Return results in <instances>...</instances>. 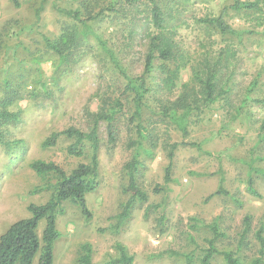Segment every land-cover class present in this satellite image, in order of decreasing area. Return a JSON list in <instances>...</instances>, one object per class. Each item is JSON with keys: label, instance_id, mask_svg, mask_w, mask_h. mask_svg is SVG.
<instances>
[{"label": "rangeland", "instance_id": "rangeland-1", "mask_svg": "<svg viewBox=\"0 0 264 264\" xmlns=\"http://www.w3.org/2000/svg\"><path fill=\"white\" fill-rule=\"evenodd\" d=\"M110 1L20 0V6L14 7L10 0H0V109L18 113L16 121L0 123V234L12 222L28 216L30 203H44L50 196L49 191L32 193L46 182L30 168L32 161H53L70 171L88 160V149L83 157L67 152L71 139L61 136L55 146L48 148L42 147V142L52 132L71 126L88 131L100 102L96 91L101 85L100 93L121 96L125 103L121 118L116 121L117 138L110 143L105 123L99 124L100 184L87 195L93 217L87 222L76 206L64 204L65 211L57 218L61 236L55 243L54 264H78L80 247L85 242L92 246L93 264H109L117 256L116 242L127 247L134 264H185L182 256L166 251L180 255L192 251L189 235L201 249L211 237L204 226L190 229L191 217L204 223L218 218L226 237L217 240V247L233 249L244 264H250L258 256L255 231L264 220V178L254 175L258 195L250 194L246 188L248 166L237 160L264 168V0H241L257 3L260 11L228 9L224 19L236 32L226 35L201 19L217 16L233 0H155L163 10L164 32H169L181 49L182 67L171 94L161 90L158 72L149 77L152 92L146 94L148 107L159 110L169 104L168 99L176 97L181 84L192 78L193 68L201 69L204 63L212 65L224 53L229 56L218 75L217 90L221 88L222 92L209 108L191 116L188 124L186 140L199 142L210 155L199 154L193 147L179 148L172 167L175 181L166 195L153 192L156 184L163 183L168 162L163 145L165 141L179 142L182 136L173 124L144 109L143 123L155 140L150 155L142 158L144 166L138 175L148 199L135 207L118 233L110 229L127 198L123 167L135 151L129 145L135 134L128 122L132 111L130 96L122 93L125 80L91 39L82 42L67 63H60L43 41V36L55 38L73 25L70 18L54 9L53 3L79 9L83 17L104 10L95 30L107 41L127 74L140 75L148 37L157 33L148 0L136 4L119 0L115 10H108ZM41 3L44 9L36 24L34 11ZM8 91L11 104L4 102ZM221 173L224 187L239 200L237 204L223 195L206 200L216 190ZM163 199L166 219L162 228L157 219ZM246 215L251 216V222L240 245ZM39 227L41 234L42 222ZM212 264L224 263L215 257Z\"/></svg>", "mask_w": 264, "mask_h": 264}, {"label": "trees", "instance_id": "trees-1", "mask_svg": "<svg viewBox=\"0 0 264 264\" xmlns=\"http://www.w3.org/2000/svg\"><path fill=\"white\" fill-rule=\"evenodd\" d=\"M10 1L14 7L20 6V0ZM138 1L132 0L131 3L136 4ZM118 2L119 0H111L110 8L108 7L107 9L115 10ZM148 4L150 6L152 24L157 29V33L150 34L148 37L143 70L136 77H131L127 74L115 57L114 51L108 47L107 41L94 28V25L103 16L104 10L98 11L93 15L89 13L87 17H83L79 9L63 8L53 3L54 9L60 15L70 18L73 25L62 30L55 38L43 36L44 44L58 56L60 63H67L73 54L72 52L78 49L82 42H87L91 39L107 55L115 69L125 80L122 93H127L130 96L132 111L128 122L135 134V138L130 141L129 145L135 147V151L123 167L127 179L124 185V193L127 198L122 202L120 210L114 216L115 222L110 229L114 233H118L126 224L135 207L148 199L147 193L139 185L138 175L144 166L142 158H147L150 155L151 147L155 145V140L149 128L143 123L144 109L147 108L151 115L158 116L159 119L167 124H173L182 136V140L179 142L165 141L163 145L167 151L168 162L164 169L163 183L156 184L153 192L166 195L169 185L175 181L172 177V167L175 153L179 148L193 147L199 154L210 155V152L203 149L199 142L186 140L189 134L188 124L191 122V116H198L209 108L216 101L219 92H222L221 88L219 89L220 91L217 90L218 75L220 67L229 56L228 53H224L212 65L204 63L201 69L193 68L192 78L188 82L181 84V90L176 97L173 100L168 99L169 104L163 105L159 110L148 107L146 94L152 92L148 84L149 77L154 72H158L161 90L171 94L178 79L179 69L182 67L180 47L172 40L169 32H164V17L161 6L155 0H148ZM43 9V3L35 8L34 23L38 24L40 22ZM228 9L236 12L241 10H262L257 3L233 0V3L223 7L217 16L205 17L201 21L205 25L215 28L221 34H235V29L224 19L225 12ZM201 72L204 73L203 76ZM100 86H98L96 91L97 96L100 97V102L96 112L92 114L93 124L88 131H82L80 128L71 126L61 131L52 132L42 142V147L48 148L55 146L61 136L71 139L72 142L68 145L67 152L75 157H83L86 149H88L90 153L88 160L78 163L70 171L64 170L53 161L34 160L29 164L30 168L46 181L40 187L33 189L32 193L49 191L50 196L44 203H30L27 207L28 216L12 222L0 234V264H34L35 261L36 264H54L55 243L61 236L57 228V218L64 213V204L67 202L79 209L85 221L88 222L92 219L93 215L88 207L87 195L96 191L100 184L99 124L101 122L105 123L108 141L114 143L117 138L116 121L121 118L125 107L121 96L107 97L105 93H100ZM6 95L4 102L11 104L12 96H10V91ZM243 100L242 105L246 103L247 98L245 97ZM255 100L257 103L263 102L262 99ZM17 119L18 113L0 109V123L1 121H16ZM146 144L149 147H146ZM237 161L248 166L246 188L250 194L257 196L258 193L254 188L253 177L256 175L264 178V168H256L249 161ZM198 175H203V173H198ZM223 182L224 177L221 173L216 190L208 195L206 200L215 195H223L237 204L239 200L224 187ZM165 205L166 200L164 199L158 205L161 207V213L157 223L162 228L166 219ZM41 222L43 223V228L41 234H39ZM243 222L244 229L241 233L240 245L242 238L250 227L251 216L246 215ZM200 226H204L211 234V237L206 240V247L200 249L195 238L189 235L188 240L193 246L192 251L181 255L175 251L166 252L169 255L182 256L185 264H192L195 260L198 264H212L215 257H220L224 264H244L233 249L217 247V240L226 237L224 231L219 227L218 218L210 223H204L197 217L190 218V229L196 230ZM255 239L258 243V256L250 264H261L264 256V220L255 231ZM114 249L117 252V256L109 264H134L133 256L123 243L116 242ZM77 263L93 264L92 246L88 242L81 245Z\"/></svg>", "mask_w": 264, "mask_h": 264}]
</instances>
